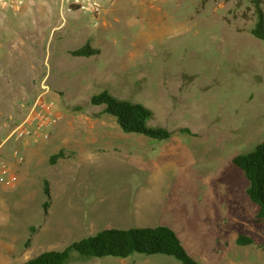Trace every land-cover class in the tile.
<instances>
[{"label": "rangeland", "instance_id": "1", "mask_svg": "<svg viewBox=\"0 0 264 264\" xmlns=\"http://www.w3.org/2000/svg\"><path fill=\"white\" fill-rule=\"evenodd\" d=\"M97 1L98 13L62 11L60 0L0 6V161L17 179L1 185L0 264L102 228L157 225L199 264H264V222L231 162L264 141V39L249 31L251 0ZM86 40L100 54L76 61L68 50ZM43 83L60 115L50 138L8 137ZM103 90L141 103L147 124L170 136L122 132L89 102ZM76 151L110 152L86 162ZM239 234L253 243L236 244ZM72 264L180 262L158 253Z\"/></svg>", "mask_w": 264, "mask_h": 264}, {"label": "trees", "instance_id": "2", "mask_svg": "<svg viewBox=\"0 0 264 264\" xmlns=\"http://www.w3.org/2000/svg\"><path fill=\"white\" fill-rule=\"evenodd\" d=\"M251 4L252 11L248 18L252 21V26L249 31L252 36L264 39L262 0H251ZM98 52L99 49L90 46L88 42L68 50L72 56H91ZM89 102L93 105H103L101 113L113 117L124 133H136L159 140L166 139L171 134L165 128L147 124L151 111L141 103L118 98L105 90L92 94ZM231 162L247 179L246 194L257 207L254 222H264V141L246 152L234 155ZM235 243L252 244L253 239L239 234ZM158 253L172 256L179 260L180 264H199L187 253L175 231L166 225L102 228L71 241L61 250H44L19 264H72L95 258H126L135 254Z\"/></svg>", "mask_w": 264, "mask_h": 264}, {"label": "built area", "instance_id": "3", "mask_svg": "<svg viewBox=\"0 0 264 264\" xmlns=\"http://www.w3.org/2000/svg\"><path fill=\"white\" fill-rule=\"evenodd\" d=\"M26 0H0V6L17 9ZM63 9H83L91 13H98L101 5L97 0H61ZM44 82V81H43ZM42 90L32 101L25 115L12 128L8 137L34 144L50 138L51 131L60 119L54 109L52 101L47 100V84H41ZM7 137V139H8ZM16 175L12 174L7 165L0 161V185L12 186L16 182Z\"/></svg>", "mask_w": 264, "mask_h": 264}, {"label": "crops", "instance_id": "4", "mask_svg": "<svg viewBox=\"0 0 264 264\" xmlns=\"http://www.w3.org/2000/svg\"><path fill=\"white\" fill-rule=\"evenodd\" d=\"M60 3H61V0H60ZM60 7H61V4H60ZM21 8V6L19 7V9ZM62 8V7H61ZM60 8V10H62V11H64L65 9H61ZM18 10V9H17ZM61 25V23L59 24V26ZM90 40V39H89ZM89 40H86L84 43H86V42H88L89 44H90V41ZM83 43V44H84ZM82 44V45H83ZM82 45H80V46H82ZM90 46H92L91 44H90ZM79 47V46H78ZM92 47H95V48H97V49H99L98 47H96V46H92ZM70 50V49H69ZM98 54H100V49H99V52H98ZM98 54H95V55H98ZM95 55H91V56H95ZM76 61H80V62H82V61H85L86 60V58L85 57H88V56H72ZM78 58V59H77ZM30 152L31 151H28V154H30ZM76 152H80V159L82 160V159H85V161L87 162V161H95V162H98V161H102V160H104L105 159V157L109 154V152L110 151H76ZM78 165V163L77 164H75V163H72L69 167H65L64 168V174L66 175V182H67V184L69 183L68 181L70 180V178H72V177H69V168H71V170L72 169H74L76 166ZM81 165V164H80ZM79 165V166H80ZM54 175H57L56 174V172L53 174V176ZM82 176V175H81ZM55 177V176H54ZM69 179V180H68ZM75 179H77V177L75 178ZM53 181H54V184L55 185H57V184H59L60 185V187H62V189H64L63 187L64 186H66V184H61V183H59V181H60V179H57V178H55V179H52ZM64 185V186H63ZM2 189H4L1 185H0V190H2ZM116 210V209H115ZM122 210H124V209H122ZM127 211V210H126ZM132 213H136V209H133V211H132ZM126 258H129V257H126ZM122 259V258H121Z\"/></svg>", "mask_w": 264, "mask_h": 264}]
</instances>
